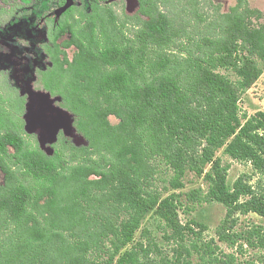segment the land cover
I'll return each instance as SVG.
<instances>
[{
  "label": "trees",
  "instance_id": "trees-1",
  "mask_svg": "<svg viewBox=\"0 0 264 264\" xmlns=\"http://www.w3.org/2000/svg\"><path fill=\"white\" fill-rule=\"evenodd\" d=\"M56 1L61 8L67 3ZM88 1L85 25L49 19L44 51L51 67L35 84L60 99L87 146L60 134L49 156L28 147L13 125L0 134V224H15L0 264H154L148 246L136 239L147 217H161L182 241L186 230L177 218L179 197L163 199L155 188L161 164L173 171L169 184L175 190L194 172L208 184L206 202L223 205L227 217L242 211L264 218V195L242 178L230 186L229 167L217 157L222 151L264 174V112L243 120L240 109L241 96L264 73V25L253 22L260 12L238 0L219 16L215 32L180 56L170 51L185 47L158 5L162 0H139L138 14L146 20L133 40L114 32L110 9ZM97 18L110 22L97 26ZM67 33L70 39L59 44ZM72 47L70 60L66 49ZM65 150L77 162L73 166L65 165ZM225 226L220 235L228 241ZM67 233L78 239L69 242ZM253 235L245 240L264 249L261 231ZM99 251L106 260L94 257ZM187 256L168 264H196ZM200 264L236 259L210 257Z\"/></svg>",
  "mask_w": 264,
  "mask_h": 264
},
{
  "label": "rangeland",
  "instance_id": "rangeland-1",
  "mask_svg": "<svg viewBox=\"0 0 264 264\" xmlns=\"http://www.w3.org/2000/svg\"><path fill=\"white\" fill-rule=\"evenodd\" d=\"M74 8L70 15L61 11L56 0H41L35 4L34 0H0V134L13 125L25 139L28 147L39 148L52 156L54 148L58 146L60 134L77 147L87 146L83 137L73 128V117L59 107L60 99L52 98L47 93L33 89L38 83L40 73L51 67V63L44 47L49 43L45 34L46 20L55 17L68 24L76 26L88 22L85 5L88 0H69ZM101 8H107L114 14V32L121 33L123 40H133L142 29L146 18L138 14L139 0H92ZM238 0H162L158 5L173 20L179 36L177 42L183 48H171L175 55L187 56V48L194 49V43L203 37L210 36L217 30V20L236 6ZM89 2V1H88ZM57 3V4H56ZM253 10L260 12L259 19L254 18L256 25H264V0H244ZM220 16V17H219ZM97 26L109 21L107 18L92 19ZM48 22V21H47ZM121 37V36H120ZM70 39V34L63 36L59 44ZM185 50V51H182ZM71 60L75 48L66 49ZM225 73V72H222ZM241 116L252 117L257 112H264V73L251 89L241 96ZM1 116V115H0ZM10 120V121H9ZM110 121L117 124L118 120L111 117ZM63 161L66 166L76 164L75 159L65 150ZM222 165L228 166L227 182L232 186L242 178L253 189L264 195V174L255 172L250 164L233 160L222 151L217 153ZM155 188L161 192L162 198H169L176 194L179 198L177 218L184 231V241L159 216H149L137 233L136 239L148 248L154 264H168L176 258L192 259L196 264L208 261L210 257L227 260V256L236 259V264H264V249L256 240L250 245L245 238H257L254 231L258 229L264 235V218L254 213L237 211L230 214L223 205L208 203V184L203 177H197L189 172L183 180L184 188L175 190L169 181L173 171L164 164L158 166ZM4 182V175L0 172V184ZM199 192L195 197L194 192ZM196 195V194H195ZM195 222V223H193ZM226 222L225 229L230 234L228 241L221 237V226ZM196 223L205 225L202 229ZM14 223L0 224V253L11 247V230ZM89 231L94 232L92 223ZM226 231V232H227ZM69 242L78 238L66 235ZM211 248H207V246ZM210 253L211 254L210 256ZM94 257L100 261L106 260L104 251H99Z\"/></svg>",
  "mask_w": 264,
  "mask_h": 264
},
{
  "label": "flooded vegetation",
  "instance_id": "flooded-vegetation-1",
  "mask_svg": "<svg viewBox=\"0 0 264 264\" xmlns=\"http://www.w3.org/2000/svg\"><path fill=\"white\" fill-rule=\"evenodd\" d=\"M34 2H35V4H38V3H37V2H38L37 0H34ZM56 4H57V3H56ZM51 18H52V17H51ZM49 19H50V18H49ZM49 19H47V20H46V24H44V25H45V34H46V31L48 30V27H49L50 24H51V22H49ZM53 19H54V20H53L52 23L54 24V23H56V22H55V19H56V18L53 17ZM47 21H48V22H47ZM46 35H47V34H46ZM47 39H48V37H47ZM33 89H34V90H37V89L35 88V84L33 85ZM37 91H38V90H37Z\"/></svg>",
  "mask_w": 264,
  "mask_h": 264
},
{
  "label": "water",
  "instance_id": "water-1",
  "mask_svg": "<svg viewBox=\"0 0 264 264\" xmlns=\"http://www.w3.org/2000/svg\"><path fill=\"white\" fill-rule=\"evenodd\" d=\"M71 7V2L69 0H67L66 5L61 9V11H66L68 8ZM50 96V95H49ZM61 109V108H60ZM62 110V109H61ZM64 111V110H63ZM66 112V111H65ZM68 113V112H67ZM74 128V127H73ZM75 130V129H74Z\"/></svg>",
  "mask_w": 264,
  "mask_h": 264
}]
</instances>
